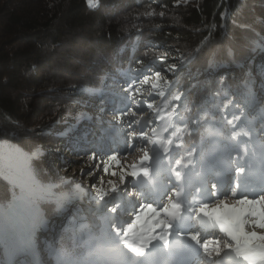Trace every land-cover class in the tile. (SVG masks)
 <instances>
[{"label": "trees", "instance_id": "1", "mask_svg": "<svg viewBox=\"0 0 264 264\" xmlns=\"http://www.w3.org/2000/svg\"><path fill=\"white\" fill-rule=\"evenodd\" d=\"M262 46L264 0H0V169L19 174L13 151L24 153L38 180L75 195L74 181L60 174L73 160L54 157L77 151L85 135L69 122L95 103L103 108L107 97L129 103L142 76L161 94L163 145L176 144V161L200 159L264 116ZM54 113L62 120L48 127ZM41 143L48 162L36 155ZM14 197L41 206L55 231L41 234L45 254L67 263L124 241L102 227L93 232L79 200L61 203L0 176V239L13 237V252L27 239Z\"/></svg>", "mask_w": 264, "mask_h": 264}, {"label": "rangeland", "instance_id": "2", "mask_svg": "<svg viewBox=\"0 0 264 264\" xmlns=\"http://www.w3.org/2000/svg\"><path fill=\"white\" fill-rule=\"evenodd\" d=\"M261 51L264 56V46L261 47ZM226 65L222 66L221 68H225ZM140 87H138L135 91V97L133 100H131L129 103L125 101L124 98H121V96L114 95L112 97H108L106 102L103 105H100V103H95L94 106L92 107H86L84 110L85 112L81 113V116L79 118L78 124L75 126V129L77 131L83 130L85 135L84 142L79 144L77 149H80L79 155L75 154L77 152L71 153L67 152L66 150L60 151V153H57L54 155L55 160L63 161V160H73L72 164L70 167L62 168L60 169V174L62 177H65L66 179H69L71 181H74L73 183L75 184V188L77 189L78 187L80 188L83 198H67L72 201L74 200H79L80 202L93 197L92 199L94 200H99L100 197L104 195H109L104 192V190L107 187V183L113 181H117L118 178H114V176L118 173V171H121L123 169V177H129L131 178L135 174L133 173L134 170H130V167H133L135 165H140L144 160L143 159H149L148 161L144 162L145 165H148L150 169L152 168V163L156 162L157 156L150 154L148 151L142 150V153H135L133 157V153L130 156L129 159L125 158V156L121 157V155L128 154L126 150L124 151H115L114 156L113 154H107L105 160L99 158H95V151H90L88 149H85L88 145L92 144L95 145L97 143L95 136H90L87 137L93 130V133H98L104 135L107 131H111L113 129V126H117V136H119L118 139H121L120 142H122V139L125 138L124 143L129 144V147H131L134 144V141L136 140L137 143H141L144 147H147L150 145V140L153 136V134L150 135V131L152 128H155L157 130H163L161 126V121H158V119H161L157 116V113H154V110H156V104L158 102L157 98L161 95L160 92H155V85L153 84V79L152 78H147L144 79L143 76L140 77ZM264 91V89H262ZM261 94V93H260ZM262 97V96H260ZM111 98V99H110ZM112 100V101H111ZM113 100L115 102H113ZM154 100V101H153ZM111 101V104L109 102ZM261 103H264L263 97L260 100ZM112 104L117 106V109L121 112V114H115L114 112H110V108ZM89 115V116H88ZM62 117V116H61ZM60 114L54 113L53 115H49L46 118V124L48 127L52 126L55 124L58 120L60 119ZM135 117V118H134ZM87 120H84V119ZM90 119V120H88ZM110 119V120H109ZM97 124H94L96 121ZM155 121H157L155 123ZM70 123V122H69ZM252 123L257 129L258 136L260 137V133L263 131L264 132V117L258 116V118L255 116L252 118ZM101 124V125H99ZM70 125H73L70 123ZM54 126V125H53ZM102 128L100 131L95 128ZM150 127L148 129V127ZM84 127V128H82ZM107 130H106V128ZM165 129V128H164ZM150 130V131H149ZM140 133V134H139ZM256 134V133H254ZM98 135L97 137H99ZM140 136V138H136ZM264 137V135H262ZM239 138V137H238ZM264 139V138H263ZM81 139H79L80 141ZM230 141L225 143L223 146H226ZM255 143L258 145H261L258 141L254 140ZM264 142V140H263ZM136 144V143H135ZM85 146V147H84ZM125 146V145H123ZM122 146V148H123ZM220 146V145H219ZM84 147V148H83ZM92 147L91 145L89 148ZM176 148V144L173 142H170L167 144L166 147V153H167V159H166V172L170 173V170H173L170 168V162L173 161L172 158V153L173 150ZM96 149V148H95ZM177 149V148H176ZM38 153H36L37 156H42L43 161L48 162L50 159H48L47 155V149L44 145L39 144L38 146ZM128 151H131L129 148ZM241 151V150H240ZM14 156L16 160L18 161L19 168L16 167L15 171L19 174L14 176H17L19 179H21L23 182H19L17 184H21L24 187H27L32 190H40V191H46L49 192V188L46 186H42L37 179L34 177V173L31 170L30 166L27 164V156L24 153H18L17 151H13ZM119 153H122L119 155ZM149 153L150 155H148ZM99 155H102V153L99 152ZM244 158H248L245 156V154H242ZM214 156L211 155L210 158ZM133 157V158H132ZM220 157V156H219ZM124 158V160H122ZM132 158V159H131ZM260 160L261 158L258 157ZM131 159V160H130ZM57 160V164L59 161ZM184 163H178L177 166H184V168L187 167H193L196 168L198 165V160L197 159H191V160H184ZM122 162V163H121ZM202 163H207L203 160H201ZM264 163V162H263ZM56 164V165H57ZM127 164V165H126ZM110 173H109V172ZM109 175V176H108ZM4 177V176H3ZM23 177V178H22ZM16 185V184H14ZM53 185H56L53 184ZM19 186V185H17ZM102 190V191H101ZM235 188L230 189L228 187L227 193L225 195L227 197H230L231 201L233 203L240 202V199L235 196ZM239 199V200H238ZM13 208L21 215L27 229L28 234L30 235V240L34 243V254L35 257H32L33 263L34 264H53L52 262L48 261L46 258H43L41 254H39V244H38V238H37V226L40 228V230L47 229V226L45 225L44 222H42V216L44 214V210L39 206L38 204H32V207H26L22 208L21 204L22 202H14ZM249 201L248 202H243V206L240 207L242 208V211L235 212L234 210H231V215L235 218L236 222L237 220H243L244 221V228L241 230L240 234L238 235L237 238L235 239H227L226 244L231 246L232 248H237L238 251H243L245 256H249L248 259L255 258L257 259V264H262L264 261V252L259 251V253L256 252L257 248L259 247H264V207L258 208L255 206L251 214L249 213ZM216 204V201L215 203ZM30 205V204H29ZM256 208V209H255ZM199 209V208H198ZM98 211H101L100 208H93L89 213H90V219L92 224L94 225L93 227V232L97 231V228L99 227V222L95 220L94 215H99ZM168 210L166 209L165 214H167ZM89 213L86 210V214L89 217ZM250 214V215H248ZM107 222L109 223V219H107ZM256 223V226L255 224ZM91 224V223H90ZM110 224V223H109ZM254 224V225H253ZM127 225V224H126ZM159 228V225L158 227ZM140 232L133 231L134 229L132 228H126V230H132L131 233L132 236L129 238L128 243L125 245L124 249H128V251L131 253H135L134 248L138 247L140 250L144 251H149L152 249V245L157 247L158 241H154L152 238H159L157 236L154 237L152 236V230L155 229V226H152L150 223L148 225L146 224H140L139 226ZM36 231V233H35ZM54 233V229L52 227L48 228L47 235H51ZM135 234H137L135 236ZM34 238H33V237ZM151 237V238H150ZM4 239V238H3ZM143 239H147V241H143ZM0 246L5 247L2 248V254H3V259L1 260L0 264H9L10 262H13L16 260L18 254L20 253H15V250L13 252V237H8L6 239V242L3 244L2 239H0ZM153 242V243H152ZM139 243H146L145 245H137ZM129 244V245H128ZM222 247V244H221ZM10 252V254H8ZM13 252V254H12ZM15 253V254H14ZM157 252H155V255ZM16 257V258H15ZM251 262V261H250Z\"/></svg>", "mask_w": 264, "mask_h": 264}, {"label": "bare ground", "instance_id": "3", "mask_svg": "<svg viewBox=\"0 0 264 264\" xmlns=\"http://www.w3.org/2000/svg\"><path fill=\"white\" fill-rule=\"evenodd\" d=\"M118 110V109H117ZM119 111V110H118ZM135 118V117H134ZM89 120V119H88ZM99 125H101V124H99ZM95 128L97 129V130H101L102 128H104V127H102V128H97V126H95ZM114 129H115V131H117V126H114ZM140 134V133H139ZM98 135H102V134H99V132L97 133V136ZM260 135H261V138H260V140H263V136L262 135H264V132L262 131L261 133H260ZM136 138H140V136H138V137H136ZM119 141H121V139H119ZM125 141V138H123L122 139V142H124ZM242 141H244L245 143H249L253 148H252V151L250 152L251 154H253V156H254V159H251V158H244L243 157V153L241 152V151H234V152H232L230 149V147H231V145H228L227 147H226V150L225 149H223V150H218V153L217 154H214V156L212 157V158H210L209 157V160H208V162H209V164L210 165H212V163H213V161L215 160V158L216 157H219V156H221L222 155V153H224L225 151H226V154H227V156L229 157V158H244V159H246V161L247 162H249V161H254V162H256L257 164H260V163H263L264 162V144H262L261 143V145H258L257 143H255L254 142V139L253 138H248V137H243V138H239L238 139V142H237V144H235V145H233V147H235V148H239L240 146H241V142ZM136 143V144H135ZM134 144H135V147H134V149L133 150H131V151H128L129 150V146L128 145H126V144H123V145H125V146H123V148H122V151H124V150H126L127 151V153L128 154H125V155H121L122 153H119V155H121V157H123V156H125V158H127V159H129L130 158V156L132 155V153H133V157H134V154L135 153H139V152H141V150H144V149H146L148 152H149V149L148 148H146V147H144L141 143H137L136 142V140L134 141ZM134 144L132 145V146H134ZM121 151V152H122ZM79 154V153H78ZM113 157H116V156H113ZM132 157V158H133ZM258 157H260L261 158V160L258 158ZM131 158V159H132ZM130 159V160H131ZM122 160H124V158L122 159ZM122 163V162H121ZM175 163H173V161H171L170 162V165H174ZM127 165V164H126ZM213 168H214V166H212ZM231 167V166H230ZM3 174V176L5 177V178H7L8 180H10V181H12V182H14V183H21V182H23L21 179H19L17 176H14L13 174H12V176H9V175H11V174H7V173H5V172H3L1 169H0V175H2ZM168 178H169V180H172V177L170 176V174H168ZM183 181L184 182H186V180H184L183 179ZM108 184V183H107ZM118 195L119 196H122L121 195V193H118ZM130 197H133V196H130ZM231 198L230 197H227L225 194H221L219 197H218V199H217V206H222L223 204H225V203H229L230 205H233V207H234V209H236L237 211L238 210H242V208H240V206L237 204V203H233L231 200H230ZM171 205L173 206V207H175L176 206V200H172V202H171ZM104 206L106 207V209L107 210H110L111 209V201L110 200H107L105 203H104ZM115 212V211H114ZM115 216V215H114ZM111 218H113V223L114 224H118V225H122L123 224V222L121 221V220H118V218H116V217H112L111 216ZM221 230V229H220ZM202 241H204V237L202 238V240H201V242Z\"/></svg>", "mask_w": 264, "mask_h": 264}, {"label": "water", "instance_id": "4", "mask_svg": "<svg viewBox=\"0 0 264 264\" xmlns=\"http://www.w3.org/2000/svg\"><path fill=\"white\" fill-rule=\"evenodd\" d=\"M8 175H9V173H7ZM16 175V174H15ZM9 176H12V174L11 175H9ZM35 176V175H34ZM36 177V176H35ZM23 178V177H22ZM41 182V181H40ZM42 184H44L43 182H41ZM50 187V186H49ZM51 189H54L56 192H58L54 187H50ZM58 193H60V192H58ZM62 194V193H61ZM76 194H77V192H76Z\"/></svg>", "mask_w": 264, "mask_h": 264}, {"label": "clouds", "instance_id": "5", "mask_svg": "<svg viewBox=\"0 0 264 264\" xmlns=\"http://www.w3.org/2000/svg\"><path fill=\"white\" fill-rule=\"evenodd\" d=\"M130 194H131V193H130ZM135 195H136L137 197H139V196H140V193H139V192H136Z\"/></svg>", "mask_w": 264, "mask_h": 264}]
</instances>
